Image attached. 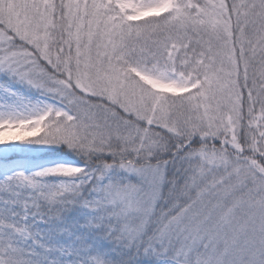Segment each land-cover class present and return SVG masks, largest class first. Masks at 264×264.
<instances>
[{
    "label": "snow or ice",
    "instance_id": "1",
    "mask_svg": "<svg viewBox=\"0 0 264 264\" xmlns=\"http://www.w3.org/2000/svg\"><path fill=\"white\" fill-rule=\"evenodd\" d=\"M0 264H264V0H0Z\"/></svg>",
    "mask_w": 264,
    "mask_h": 264
}]
</instances>
